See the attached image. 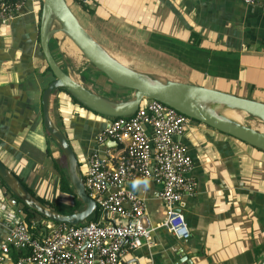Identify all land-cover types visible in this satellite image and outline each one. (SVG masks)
Masks as SVG:
<instances>
[{
  "label": "crops",
  "instance_id": "obj_1",
  "mask_svg": "<svg viewBox=\"0 0 264 264\" xmlns=\"http://www.w3.org/2000/svg\"><path fill=\"white\" fill-rule=\"evenodd\" d=\"M262 3L264 0H257L254 6L240 0H93L90 9H96V18L124 22L118 24L116 33L125 29L130 47L141 46L136 50L142 53L123 56L137 62L142 67L138 71L264 103ZM40 20L41 6L26 3L14 20L5 25L0 22V160L38 197L48 203L63 200L69 204V195L59 191V178H55L49 156L56 159V142L43 126L42 96L54 78L47 73L41 53ZM52 41L59 65L65 71L74 70L78 78L73 60L81 55L73 58L63 50L60 39ZM50 105L53 121L70 141L84 171L91 156L108 159L122 150L111 141L97 142L109 119L88 114L89 110L65 92L54 93ZM147 133L152 138L151 128ZM180 141L187 146L194 163L191 176L198 183L196 195L185 196L179 206L190 238L180 240L163 226L166 210L161 185L149 182L147 189L141 185L135 190L132 184L125 185L126 191L145 202L157 228L153 246L131 251L125 264H262L264 152L198 122H192ZM13 198L0 180V255L14 226ZM37 225L42 232L39 237L57 226L45 219ZM19 255L11 250L0 264H16Z\"/></svg>",
  "mask_w": 264,
  "mask_h": 264
},
{
  "label": "built area",
  "instance_id": "obj_2",
  "mask_svg": "<svg viewBox=\"0 0 264 264\" xmlns=\"http://www.w3.org/2000/svg\"><path fill=\"white\" fill-rule=\"evenodd\" d=\"M74 1L84 7L92 5V0ZM240 1L248 6L257 3V0ZM26 3L42 6V0H0V22L5 25L14 20ZM261 8L264 14V3ZM192 122L154 100L143 101L131 117L111 120L97 142L104 145L113 141L122 150L108 159L93 155L87 169L81 170L89 196L116 225L60 224L44 237H36L26 222L23 207L13 198L10 202L15 208L14 226L1 248L0 262L4 263L11 250H15L20 252L16 264H125L131 251L154 244L152 235L157 228L145 202L125 190V185L143 178L163 188L160 194L166 210L163 226L178 239H189V228L179 206L185 196L196 195L198 183L191 176L194 163L187 146L180 140ZM148 128L153 131L152 138ZM126 204H130L129 209Z\"/></svg>",
  "mask_w": 264,
  "mask_h": 264
},
{
  "label": "water",
  "instance_id": "obj_3",
  "mask_svg": "<svg viewBox=\"0 0 264 264\" xmlns=\"http://www.w3.org/2000/svg\"><path fill=\"white\" fill-rule=\"evenodd\" d=\"M58 33L69 38L85 60L113 84L131 90L132 98L127 101L104 98L88 87L85 75L80 76L78 80L74 70L65 71L51 50V41ZM40 47L43 58L54 76L42 96L43 126L66 157L71 184L84 208L68 215L50 209L33 196L1 160L0 179L17 200L50 222L79 226L90 220L98 211L97 204L87 194L78 157L70 141L51 116V97L58 91L65 92L87 110L109 120L133 116L145 100L158 101L193 121L264 152V131L230 121L213 109L215 106H223L243 112L264 124V103L194 84L162 80L121 63L82 26L66 0H42ZM104 220L116 225L114 220L108 218L107 212L104 214Z\"/></svg>",
  "mask_w": 264,
  "mask_h": 264
},
{
  "label": "rangeland",
  "instance_id": "obj_4",
  "mask_svg": "<svg viewBox=\"0 0 264 264\" xmlns=\"http://www.w3.org/2000/svg\"><path fill=\"white\" fill-rule=\"evenodd\" d=\"M66 2L68 3V5L72 9V11L74 12L76 17L79 19V21L82 24V26L91 35H93V37L96 39V41H103L104 44L107 45V46H105V48L113 56L124 59L123 56H126V55L127 56H132L133 52L142 53V50H139V51L136 50V49H140L141 48L140 45H136L135 48L132 45L130 47L129 38L127 36L128 33H127V31L125 29H122V31L116 33L117 30H118V24L124 25L123 21L120 22V21H116L114 19H110L112 21V22H110V21H107V20H102L99 17L96 18V13H97V11H95L96 9H94L93 12H90L89 10H93V9H89V6H88V10L85 11L84 7H81L80 5H78L74 0H66ZM84 15L89 18L90 22H88L84 18ZM118 36L120 38H118ZM113 46L117 47V48H114V50H113L112 49ZM52 49H53L54 54H55L56 51L54 49V42L53 41H52ZM118 49H123L124 51H121V50H118ZM119 51L124 53V55L121 54V52H119ZM80 55H81L80 59L73 60L74 61L73 62V66L75 68L78 80L80 79V76L85 75V77L87 78L88 87L91 90H93V92L97 93L98 95H101L104 98L110 99L112 101H127L128 99L132 98L133 93L131 92V90H127L125 88H121V87L116 86L115 84H113L103 73H101L96 68H94L92 65H90L85 60V58L83 57L82 54H80ZM126 62H127L128 66L133 67L136 70L139 69V68L142 69V67H139L140 65L136 64L137 62L136 63L132 62V60H129V61H126ZM181 73H184V71L181 70ZM187 74H188V72H187ZM158 78H162L163 80H168L166 78V76L165 77L164 76H160ZM236 95H239V94L236 93ZM82 108H84V107H82ZM88 112H90L88 114H92L91 111H88ZM111 120L112 119H110V121ZM255 123H256V125H255ZM244 124L248 125V126H252V127L255 126L253 128H257V129H262L263 128L262 130L264 131V126H263L264 124L263 123H261L260 121H258L256 119H252V118H250L248 116L245 117ZM191 125H192V123H191ZM189 129H190V127L188 128V130ZM55 149L58 150V152H59V153L56 154L55 158L58 159L59 164H61L62 167H64L65 171L69 175L68 163H67L66 157L64 156V154H61V152H60L61 149H60L59 145L57 144V142L55 143ZM80 167H81V165H80ZM55 174H56L55 178L56 177L59 178V174H57V173H55ZM87 194H88V192H87ZM61 197H62V195H61ZM59 202H60L61 205H64L63 204V202H64L63 200H61ZM19 204L23 207V204L20 201H19ZM98 209H100V208L98 207ZM23 210H24V207H23ZM104 214H105V212H102V217H101L102 219H101V221L99 223H101V224L104 223V225L105 224H111L109 222L106 223V221L104 220ZM108 217H110L109 214H108ZM91 222H93V221H91ZM51 223L55 224L53 222H51ZM87 223H90V222L87 221L84 224H87ZM84 224H81V225H84ZM55 225L58 226L60 224H55ZM81 225H79V226H81ZM73 227H78V226H73ZM46 234H48V233H46Z\"/></svg>",
  "mask_w": 264,
  "mask_h": 264
},
{
  "label": "trees",
  "instance_id": "obj_5",
  "mask_svg": "<svg viewBox=\"0 0 264 264\" xmlns=\"http://www.w3.org/2000/svg\"><path fill=\"white\" fill-rule=\"evenodd\" d=\"M13 2V1H11ZM76 2V1H75ZM77 3V2H76ZM78 4V3H77ZM79 5V4H78ZM81 6V5H80ZM84 7V6H81ZM42 9V6H41ZM90 9V7H89ZM84 10L87 11L88 7H84ZM90 12H93L94 10H89ZM42 53V51H41ZM186 63H188L189 65H192L189 61H187ZM47 73H50L52 76V71L50 70V68L48 67L47 69ZM54 78V76H53ZM60 91H65V90H60ZM72 98V97H71ZM73 102L82 106L77 100H75L74 98H72ZM84 107V106H82ZM85 108V107H84ZM86 109V108H85ZM97 115V114H96ZM193 121V120H192ZM196 122V121H193ZM218 132V131H217ZM49 138L53 140V138L48 134ZM228 136V135H227ZM55 142V141H54ZM61 154H63V152L60 150ZM49 156L52 159V162L54 164V168H55V172L57 174H59V180H58V187H59V191L62 194L65 195H69L68 197H70L71 203H69L68 205H66V203L64 205H61L60 203H48L46 200L40 198L37 196V194L30 188H28L23 182V184L25 185V187L30 191V193L35 196L42 204H44L45 206L49 207L50 209L57 211L59 213L68 215V214H73L76 212L81 211L84 208V205L82 203V201L78 198V196L75 193V190L71 184L70 178L68 173L65 171L64 167H62L61 164H59L58 159H53L52 154L49 153ZM1 180V179H0ZM1 183L5 186L4 182L1 180ZM6 187V186H5ZM7 188V187H6ZM8 189V188H7ZM9 191V190H8ZM24 213H25V218H26V222L30 228V230L33 232V234L37 237L38 234L42 233L40 231V228L36 227V223L37 221H39L40 219H46L45 217L41 216L40 214H38L37 212L27 208L26 206H24ZM102 217V211L100 209H98V211L92 216V218L90 220H88L89 222L93 221V222H100ZM49 221V220H48Z\"/></svg>",
  "mask_w": 264,
  "mask_h": 264
},
{
  "label": "bare ground",
  "instance_id": "obj_6",
  "mask_svg": "<svg viewBox=\"0 0 264 264\" xmlns=\"http://www.w3.org/2000/svg\"><path fill=\"white\" fill-rule=\"evenodd\" d=\"M56 37L62 41V48H63V50L66 51V53L69 56H71L73 58H77L78 56H80L79 54H81V53H80L79 49L72 43V41L69 38L64 36L62 33H58L56 35ZM115 59H117L121 63L127 65V62L124 59L119 58V57H115ZM213 109L215 110V112H217L218 114L222 115L224 118H226L230 121H233V122H236L239 124H242V123L244 124L246 114L243 112H238V111H235L232 109L225 108L223 106H215V107H213ZM255 125H256V123H255ZM253 127H255V126H253ZM262 129H259V130L263 131Z\"/></svg>",
  "mask_w": 264,
  "mask_h": 264
},
{
  "label": "clouds",
  "instance_id": "obj_7",
  "mask_svg": "<svg viewBox=\"0 0 264 264\" xmlns=\"http://www.w3.org/2000/svg\"><path fill=\"white\" fill-rule=\"evenodd\" d=\"M141 185H143V187L147 189V187L149 186V180L147 178H143V179H135L132 181V187L134 190Z\"/></svg>",
  "mask_w": 264,
  "mask_h": 264
}]
</instances>
